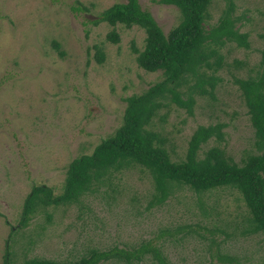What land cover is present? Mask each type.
Here are the masks:
<instances>
[{
	"label": "rangeland",
	"instance_id": "1",
	"mask_svg": "<svg viewBox=\"0 0 264 264\" xmlns=\"http://www.w3.org/2000/svg\"><path fill=\"white\" fill-rule=\"evenodd\" d=\"M156 1L138 0L167 35L180 13ZM232 1L249 49L229 43L221 50L225 64L216 74L220 81L213 98L197 96L192 116L175 106L159 112L168 111L164 122L158 117L154 124L173 161L184 159L199 126L218 123L226 125L221 148L235 163L241 165L255 151L254 131L232 78L257 70L264 48V0ZM77 2L90 12H73ZM116 3L125 0H0V264L8 249L20 264L33 258L74 262L91 249L132 252L142 245L157 248L167 264H264V234L242 233L249 213L237 191L195 194L181 187L163 204L150 205L151 179L139 168L114 175L117 192L99 186L74 204L38 208L27 226H20L32 187L61 194L69 163L91 154L121 126L125 98L162 80L160 71L148 73L136 63L131 48L143 49L142 29L91 23ZM226 3L212 1L209 25ZM113 30L119 43L107 39ZM94 46L103 50L102 64L95 60ZM236 60L243 66L236 67ZM216 144L212 138L199 156ZM219 253L234 261L218 260ZM132 264L157 263L145 255Z\"/></svg>",
	"mask_w": 264,
	"mask_h": 264
},
{
	"label": "trees",
	"instance_id": "2",
	"mask_svg": "<svg viewBox=\"0 0 264 264\" xmlns=\"http://www.w3.org/2000/svg\"><path fill=\"white\" fill-rule=\"evenodd\" d=\"M156 1V0H155ZM213 0H157L161 5L173 6L180 13L179 23L164 34L148 10L142 9L138 0H125L103 10L91 21L93 25L105 23L112 27H139L145 33L142 50L132 45L139 68L148 73L160 71L162 80L139 95L125 98L122 124L108 138L102 140L89 155L73 159L67 166L62 193L54 196L50 187H32L26 196L20 218V226L26 227L38 208L67 206L78 202L83 196L106 186L115 191L112 178L115 174L132 168L148 174L153 188L150 205L163 204L181 187L195 194L230 188L237 191L248 210L247 228L243 234H264V48L259 51L257 70L245 77L233 76L247 109L254 131L255 151L242 160L241 165L228 157L220 143L224 141V123L199 126L187 142L185 157L173 161L166 148V139L155 129V119L165 121L167 113L175 106L193 115L196 97L213 98L220 81L217 72L224 66L225 56L221 50L229 43L249 49L248 33L237 27L240 17L233 15L234 3L227 0L215 24L209 25V8ZM73 12L89 13L90 8L77 2ZM113 43H119V35L113 30L107 35ZM52 46L60 50L53 41ZM95 48V60L102 64L103 50ZM63 56V52H59ZM236 67L242 61H234ZM162 109L168 111L159 115ZM215 139L217 143L199 156L201 147ZM107 192V191H105ZM116 198V197H115ZM150 255L157 264H167L157 248L142 245L129 252L113 247L99 251L91 249L86 256L74 262L48 259H28L20 264H101L139 263ZM221 261L233 262L234 258L216 254ZM223 259V260H222ZM3 264H16L9 249L3 256Z\"/></svg>",
	"mask_w": 264,
	"mask_h": 264
}]
</instances>
